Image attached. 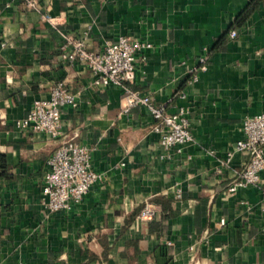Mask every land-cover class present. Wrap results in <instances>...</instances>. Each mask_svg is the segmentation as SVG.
I'll return each mask as SVG.
<instances>
[{
    "label": "crops",
    "instance_id": "crops-1",
    "mask_svg": "<svg viewBox=\"0 0 264 264\" xmlns=\"http://www.w3.org/2000/svg\"><path fill=\"white\" fill-rule=\"evenodd\" d=\"M39 1L0 0V264H264L260 190L229 192L248 157L226 156L243 118L264 112V0L238 25L250 0ZM84 28L94 49L120 34L152 43L128 84L188 109L181 151L160 157L148 109L122 111L118 85L90 86L85 65L61 55L63 33ZM202 54L207 67L189 83ZM58 80L76 93L64 132L90 147L103 178L71 210L48 212L40 189L57 142L17 120Z\"/></svg>",
    "mask_w": 264,
    "mask_h": 264
},
{
    "label": "built area",
    "instance_id": "built-area-1",
    "mask_svg": "<svg viewBox=\"0 0 264 264\" xmlns=\"http://www.w3.org/2000/svg\"><path fill=\"white\" fill-rule=\"evenodd\" d=\"M21 1L25 8H42L39 0ZM42 17L51 20L45 13ZM87 28L81 32L63 33L64 39L59 45L61 55L72 64L78 62L85 65L91 75L90 86L105 88L112 84L118 85L122 90V111L126 112L136 105L148 109L154 119L152 129L158 133V143L163 150L160 157L170 156L173 147L181 151L182 145L193 138L188 109L180 107L170 112L164 104L157 103L151 94L128 84L134 80L137 63L146 58L145 50L152 43L134 35L120 34L115 39L105 41L101 49H94L87 43ZM229 34L235 36L237 30L231 28ZM207 61L208 56L202 54L198 62L189 68V83L198 79L199 72L207 67ZM75 105L76 93L62 80H58L51 86L46 98L35 99L28 112L17 120L21 128L44 133L57 142V147L46 159L47 168L40 189V203L48 212L71 210L103 178L102 173L92 166L90 147L64 132L63 109ZM241 129L242 137L235 141L226 156L229 158L237 151L248 159L239 179L231 183L227 190L231 192L246 184L256 185L262 197L260 207L264 209V112L246 115ZM180 190L177 188L175 191L176 197H180ZM239 203L244 204L246 201L241 199ZM148 212L150 209L147 206L141 209V215ZM223 223L224 219H221L220 224Z\"/></svg>",
    "mask_w": 264,
    "mask_h": 264
},
{
    "label": "trees",
    "instance_id": "trees-1",
    "mask_svg": "<svg viewBox=\"0 0 264 264\" xmlns=\"http://www.w3.org/2000/svg\"><path fill=\"white\" fill-rule=\"evenodd\" d=\"M257 1L258 0H250V2L247 4V6L241 11L239 16L237 17L236 25L241 24L244 21V19L248 16L249 12L256 5ZM0 162H1V165L4 166V159H3L2 155H0Z\"/></svg>",
    "mask_w": 264,
    "mask_h": 264
}]
</instances>
